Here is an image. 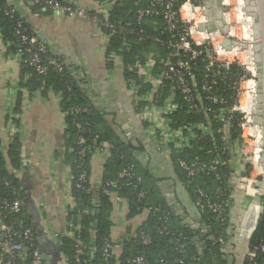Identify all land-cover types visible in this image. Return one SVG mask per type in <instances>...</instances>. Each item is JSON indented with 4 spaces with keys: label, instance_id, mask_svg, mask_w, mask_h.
<instances>
[{
    "label": "trees",
    "instance_id": "obj_1",
    "mask_svg": "<svg viewBox=\"0 0 264 264\" xmlns=\"http://www.w3.org/2000/svg\"><path fill=\"white\" fill-rule=\"evenodd\" d=\"M63 3V0H57ZM186 0H178L176 7H180ZM149 0H117L110 10L106 13L107 20L111 28L101 26L103 34L107 37L106 56L117 55L122 58L123 77L127 83H132L136 88L138 96L151 95L156 107L162 110V105L169 98V82L161 83L157 90L153 91L149 83H143L139 80L138 73L146 62V55L149 53L157 54L153 68V76H159L164 70L163 62L172 55L165 42L174 40V36L166 32L161 16H147L141 21H137L136 12L147 7ZM44 7L45 4L42 2ZM48 9V8H47ZM10 10L11 16H7L5 11ZM95 14H88L94 16ZM20 26V27H19ZM18 31L24 35L34 37L35 35L27 24L26 19L17 11L14 5L8 4L6 0H0V45H7L9 53L21 52L23 47L20 44ZM142 36V40L140 37ZM46 56L52 57L47 50ZM181 59L189 60V56L181 53ZM56 59V58H55ZM58 60V59H56ZM58 62H60L58 60ZM139 66H136V63ZM64 69L56 72L51 68L44 75H38L32 68L21 62L19 72V87L28 92L52 91L60 98V108L64 114L65 125V148L68 152L67 160L70 162L71 169V196L73 207L69 210L67 219L71 226L76 230L74 238L61 237L57 244V251L64 260L65 264H133L131 260L140 256L143 258V264H228L227 257L220 251L221 238L225 242L229 235L227 226L223 227L215 220L212 213L206 211L202 216V223L207 226L198 243L194 241V234L188 228L182 226L176 216L173 215L166 201L161 198L155 188V181L152 180L135 159L136 149L133 145L125 143L114 133L106 116L101 111L95 109L85 91L78 83H75L68 73L66 66L60 62ZM206 54L198 57L194 62L193 76L188 78V82L193 87L195 95L203 99L204 94L200 88L203 81H209V73L205 70ZM231 72L240 71L236 67H231ZM219 80L218 85L213 91L216 96L225 100L223 106L226 110L230 107L231 99L234 97L232 86L236 79L234 77H225L219 72H215ZM153 93V94H152ZM144 98V99H145ZM148 99V100H149ZM151 101V102H152ZM174 102L181 106L182 96L175 94ZM17 101L16 111H19ZM145 100L138 103V109L142 110L148 106ZM200 110L188 111L186 108H179L168 117L170 119L169 127L176 129L188 125H209L212 129L216 123L211 115L204 113L206 109L205 101H202ZM78 110V111H76ZM241 116H233L227 139L221 140L217 135L203 138L199 134L198 128L195 129L197 139L192 141V149L181 153L175 152L170 145L167 148L175 176L181 182L194 201V190L201 189L209 200L217 197V191L222 193L223 199L228 202V209L231 203L229 197L232 195V188L228 184L231 175L232 152L240 143V128L236 126ZM80 140L83 141L80 144ZM107 144L111 146L110 156L104 167L103 179L96 192L90 189L89 185V164L96 148ZM84 150L83 156L79 154ZM21 147L17 138H14L8 146L5 155L0 150V202L20 201L22 204V191L18 180L13 173L21 166ZM199 159H218L223 165L216 166L215 171H206L200 174L194 180H188L185 172L180 168L179 161L187 164L193 160ZM7 162L13 169L9 171ZM132 167V179H119L118 174L125 168ZM84 173L86 181L79 185V176ZM216 175L222 178L217 180ZM110 185H107L109 184ZM111 194H116L128 204V219H133L148 208H157L154 214L147 215L144 222L140 225L137 232H142L148 237L149 243L142 244L138 234L136 237L124 242L119 255L112 254L110 243V213H111ZM142 197H138V195ZM97 205V206H96ZM98 208L99 214L93 216L92 212ZM0 217H4L6 222H22L26 228L32 232L33 239L30 243L22 242L27 249V254L33 250L40 251L41 245L37 241V234L34 231L30 220L21 207L17 214H12L9 210L0 209ZM227 217V215H226ZM97 220V228L92 229V223ZM229 220V217H227ZM165 228L166 233H161ZM16 232H21L17 226L13 227ZM76 240L84 244L81 252H78ZM264 246V222L259 224L248 241V251L257 249L253 259L244 258L242 264H264V251L260 247ZM92 253V257H90ZM78 260V261H77Z\"/></svg>",
    "mask_w": 264,
    "mask_h": 264
},
{
    "label": "crops",
    "instance_id": "obj_2",
    "mask_svg": "<svg viewBox=\"0 0 264 264\" xmlns=\"http://www.w3.org/2000/svg\"><path fill=\"white\" fill-rule=\"evenodd\" d=\"M6 1L26 19L35 38L45 45L46 50L66 66L73 81L85 91L91 105L104 113L119 139L133 145L135 159L155 181L158 195L166 201L176 218L190 219L189 228H195L194 241L198 243L203 235L202 221L199 216L195 220L188 215L185 201H180L181 194H177V190L185 186L175 176L170 154L164 147L160 152L156 150L147 124L139 117L146 112L158 122L162 118L161 110L149 99L151 95L146 98L138 96L134 85L125 81L121 57L106 56L108 40L101 29L89 18L68 17L51 11L41 5L43 0ZM68 1L90 15L106 14L117 0ZM188 10L193 11L188 4L181 9L183 17ZM157 58L155 53L146 55L145 65L138 73L139 80L149 83L153 91L158 89L160 81L159 76L152 74ZM20 69L18 53L11 54L7 45H0V150L5 155L12 140L18 139L21 166L13 173L23 193V207L39 239L40 252L48 258L43 264H65L56 248L59 238L70 237L73 229L67 219L73 201L64 114L60 98L54 92H28L19 87ZM144 100L148 106L139 110L138 103ZM237 151L236 146L231 154V184L242 176L243 171ZM109 156L108 148L98 147L90 159L89 185L93 192L102 182ZM7 168L13 170L8 162ZM110 200L109 238L112 254L119 255L124 242L136 237L147 213L144 210L128 219L127 202L117 199L116 194H111ZM189 201L192 203L191 199ZM249 202V197L242 191L233 190L228 213L230 233L226 241L232 248L227 256L228 264H242L248 252L249 240L240 237V225Z\"/></svg>",
    "mask_w": 264,
    "mask_h": 264
},
{
    "label": "built area",
    "instance_id": "obj_3",
    "mask_svg": "<svg viewBox=\"0 0 264 264\" xmlns=\"http://www.w3.org/2000/svg\"><path fill=\"white\" fill-rule=\"evenodd\" d=\"M178 0H149L147 7L142 8L136 12V20L139 22L144 17L147 16H156L159 15L162 17L164 25L166 27V32L174 36V40H168L165 42V45L172 50V55L168 57L164 62L165 70L159 75V87L163 82H169L170 84V95L169 98L162 105V110L160 117L161 121L154 122L151 114L144 113L139 117L147 124L149 129V134L153 138L155 147L157 151H161L162 147L170 145L171 149L175 152L181 153L185 150H191L193 145L192 141L197 139L195 129L198 128L199 134L203 138H208L214 135H217L221 140H226L230 125L233 121V116L238 114L241 116L240 120L237 122L236 126L240 128V143L238 146L237 154L239 155L240 165L242 164V174L239 181L236 183V189H240L241 179L251 180L253 173L258 171L255 167V139L253 135H250L249 131L252 129L254 121L250 120V111L249 104L246 103L248 92V84L252 80H257V76H254L250 71L249 67L245 62L246 48L242 52L233 51L234 47L230 46L227 51L225 48L220 46V43L226 39L231 41V45L239 41V38L231 37L228 35L227 31L221 33L219 36V42L215 44L209 38V33L207 30L200 31L199 26L201 24L205 25L208 22V18L204 15V5L201 7H195V0H186L180 7H176ZM222 0V8L220 11L229 13L230 10L226 9L225 6H230L231 4H224ZM46 8L51 11H56L61 14H64L68 17H74L79 19H91L97 26H105L111 28L106 14L103 12L100 14H95L94 16H88L83 10L74 7L68 0H63V3L58 2L57 0H43ZM190 6L193 11H189L186 14V17L182 16L181 9L187 5ZM241 8V5L237 9ZM204 10V11H203ZM203 11V13H201ZM215 12V10H214ZM12 12L10 10L5 11L7 16H11ZM199 21V26H196V22L192 25V21ZM223 21V20H222ZM226 26L229 29L228 24ZM20 27V26H19ZM216 32V31H215ZM20 39V44L23 49L21 52H18V55L21 58V62L26 66L32 68L38 75H44L51 68L56 72H61L64 67L58 62L55 58L46 56L45 45L38 41L34 37H29L24 35L21 31L17 32ZM141 36V35H140ZM197 37V38H195ZM142 40V36L140 37ZM212 44L214 50H211L209 47ZM255 40L252 42H247L246 46L254 45ZM181 53H185L189 56L188 61L181 59ZM203 54H206V65L205 70L209 73V81H203L201 83V90L204 94L203 99L195 95L193 92V87L188 82V78L193 76L194 66L193 62ZM242 55V56H240ZM255 63V62H254ZM136 66H139V63H136ZM236 67L240 71L232 73L231 67ZM215 72L223 74L225 77H234L236 81L234 82L232 89L234 90V97L231 99L230 107L226 110L224 109L225 100L214 94V90L218 85V79L216 78ZM247 84V88L244 86ZM175 94H180L182 96V104L179 106L174 102ZM246 94V95H245ZM246 96V98H245ZM244 99V100H243ZM202 101L206 103V109L204 113L211 115L216 123V127L212 129L209 125H188L186 127H179L176 129H171L169 127L170 119L169 115L174 113L179 108H186L188 111L200 110L203 109ZM245 102V104H244ZM248 109V110H247ZM78 111V110H76ZM253 120V119H252ZM257 126V125H256ZM83 141L80 140V144ZM101 147H106L111 150V146L104 144ZM84 150H81L79 154L83 156ZM232 163V160L229 161ZM180 168L185 172L186 178L188 180H194L200 174L206 171H215L216 166H221V163L218 159H207L205 161L195 159L192 163L187 164L186 162L180 160ZM247 170L245 171V169ZM217 180L222 178L221 175H216ZM250 176V178H249ZM119 179H132L134 175L132 174V167L125 168L120 171L118 174ZM263 178V174H262ZM79 185H82L86 181V176L82 173L79 178ZM228 184H230L233 190L234 186L231 184V177L228 179ZM256 183L252 186V189L255 192H258L260 189L255 186ZM107 185H110L107 184ZM243 185V184H242ZM248 186H250L248 184ZM180 188H183L182 186ZM179 188V189H180ZM186 191V188H183ZM247 192L246 188H243ZM249 190V188H248ZM262 192V191H261ZM188 194V193H187ZM195 200L192 201L195 206L198 216L202 221V216L206 211L212 213L215 217V220L220 224V226H227V234L230 233V222L227 220L229 216L228 202L223 199L222 193L218 190L217 197L214 200H209L207 195L199 188H196L193 192ZM260 195L254 194L252 195ZM189 196V195H188ZM142 197V195H138ZM120 197L117 196V199ZM189 199L190 196H189ZM231 196L229 197V200ZM22 204L20 201L16 200L13 202L1 201L0 209L9 210L12 214H17L20 212ZM73 209L76 208L75 205H72ZM263 208H264V198H263ZM147 215L154 214L158 211L157 208H148L145 210ZM173 213V212H172ZM174 215V214H173ZM227 215V217H226ZM260 221L264 222V211L260 216ZM17 226L21 229V232H16L13 230V227ZM203 234L207 230V226H204L202 223ZM76 230L73 228L70 233V238H74ZM166 233L165 228L161 233ZM139 235L142 244H148L149 239L142 232H136ZM17 238L21 239L22 242L30 243L32 242L33 235L29 228H26L22 222H6L4 217H0V264H43L41 259V252L37 249L33 250L30 254H27V249L24 247L22 242H18ZM220 243V251L225 255L229 256V249H232L227 246L226 242L221 238L217 240ZM76 247L78 252L84 248V244L76 240ZM260 251H264V246H261ZM257 249L248 251L244 258L253 259ZM78 261V260H77ZM133 264H143L144 260L142 257L138 256L131 260ZM176 264H181V261H176Z\"/></svg>",
    "mask_w": 264,
    "mask_h": 264
},
{
    "label": "water",
    "instance_id": "obj_4",
    "mask_svg": "<svg viewBox=\"0 0 264 264\" xmlns=\"http://www.w3.org/2000/svg\"><path fill=\"white\" fill-rule=\"evenodd\" d=\"M209 1H212V4H208ZM204 15L208 18L207 24H201L198 28L200 31L207 30L208 32H215L220 30L221 33H225L228 27L224 24L221 19L214 20L213 12L214 10L220 11L222 8V0H206ZM247 9L248 16L254 18V40H255V53L254 62L258 66L257 67V111L256 116L254 118V124L258 125L262 129V155L260 158V164L263 171V178L261 181H258L255 186L259 188L262 193L260 195H255L251 198L246 211L243 214L241 225H240V237L250 240L255 232L259 221L260 216L264 211L263 208V198H264V0H247ZM222 12V11H221ZM237 43L234 42L232 45L235 46ZM222 46L224 48H230L231 41L226 39L223 41ZM243 176V174H242ZM177 194L179 195L180 201H185V208L189 212V216L195 220H198V214L195 206L192 205L189 201V196L187 192L183 188L177 190ZM93 216H97L99 214L98 208L94 209L92 212ZM177 220L181 223L185 228H189L190 219L188 217H178ZM196 224V222H195ZM92 229L95 230L97 228V220L92 223ZM192 232L195 231L194 227L189 228ZM39 242V239H37ZM92 257V253L89 254ZM41 259L47 260L45 254L41 253Z\"/></svg>",
    "mask_w": 264,
    "mask_h": 264
},
{
    "label": "bare ground",
    "instance_id": "obj_5",
    "mask_svg": "<svg viewBox=\"0 0 264 264\" xmlns=\"http://www.w3.org/2000/svg\"><path fill=\"white\" fill-rule=\"evenodd\" d=\"M244 3L247 2V0H243ZM227 2L229 3L230 0H224L223 3L224 4H227ZM208 4H212V1H209ZM204 10H207L206 7L204 6L203 7ZM203 10V11H204ZM203 11L201 13H203ZM244 12H247V10L245 9ZM243 12V8H241V10H239V14L240 16L242 17V15L244 14ZM251 12V11H250ZM249 12V13H250ZM248 13V14H249ZM213 14V18L214 20H217V19H221L223 20L224 24H228L229 26V29H227V33L229 36L231 37H236V38H239L237 37V32L236 30H234V28L232 26H230V19H231V14L229 13H225V12H221V11H215L212 13ZM247 14V15H248ZM245 15V14H244ZM251 17V16H249ZM207 18V17H206ZM252 19H249L247 24H248V34H249V40L245 39V34H244V28L242 29V34H243V38H239L240 42L239 41H236V45L233 46L234 49L233 51H237V52H242L245 48L247 49L246 50V56H245V62H246V65L249 67L250 71L253 73L254 76H257L258 75V72H257V65L254 63V57L256 56V53H255V46L254 45H249V46H246V43L247 42H252L253 41V36H254V30H253V27L254 26V18L251 17ZM252 22L254 24H252ZM250 30V31H249ZM209 38L212 42H214L215 44L217 43H220L219 42V36H221V31L220 30H217L216 32H210L209 34ZM222 43H220V46H222ZM224 48V47H223ZM227 51L229 50L228 48H225ZM242 56V55H240ZM248 89L250 90L248 92V95H247V100L246 103L249 104V111L251 112L250 115V120L251 121H254V118L256 116V111H257V95H258V89H257V80H252L251 82H249L248 84ZM245 104V102H244ZM248 110V109H247ZM253 119V120H252ZM250 135H253L254 139H255V152H256V156H255V167L258 171V175L259 176H262L263 174V171H262V168H261V164H260V158H261V155H262V152H263V149H262V129L260 126H256V124H253V127L252 129H250L249 131ZM241 186L239 187V191H243L244 194L249 197V199L251 200L252 198V195L254 194H261V190H259L258 192H255L253 189H252V186L254 185V182H252V180H245V179H241ZM243 184V185H242ZM248 184L250 186H248ZM243 188H246L247 189V192L245 190H243ZM249 188V190H248Z\"/></svg>",
    "mask_w": 264,
    "mask_h": 264
},
{
    "label": "rangeland",
    "instance_id": "obj_6",
    "mask_svg": "<svg viewBox=\"0 0 264 264\" xmlns=\"http://www.w3.org/2000/svg\"><path fill=\"white\" fill-rule=\"evenodd\" d=\"M205 2H206V0H195V7H199V6L202 7ZM227 4H231L230 6H225L226 9L230 10V12H229V14H231L230 26H232L234 28V30H236L237 37H239V38H243L242 29L244 28L245 39L249 40V34H248L249 32L247 29L248 28L247 22L249 19H252V18L247 15L248 14L247 2L244 3L243 0H230V2L229 3L227 2ZM240 5H241V8H243V12L245 11V9L247 10V12H244L245 15L243 14L242 17L240 16V14L238 13L239 11L237 10ZM241 8L239 10H241ZM194 22H196V26L198 27L199 21H197V20L192 21L191 24L193 25ZM252 24H254V23L252 22ZM195 38H197V37H195ZM207 48L214 50V47H212V44L210 45V43H209V47H207ZM244 88H247V84L244 86ZM245 98H246V96H245ZM246 170H247V168L245 169V171ZM252 176L253 177L251 178V180L254 183H257L258 181L262 180V176H259L257 173H253ZM249 178H250V176H249ZM239 179H240V176L235 178V183L232 184V186H234L235 190H236V187H235L236 183L239 181ZM232 192H233V189H232Z\"/></svg>",
    "mask_w": 264,
    "mask_h": 264
}]
</instances>
